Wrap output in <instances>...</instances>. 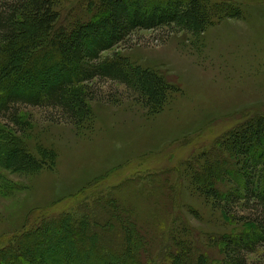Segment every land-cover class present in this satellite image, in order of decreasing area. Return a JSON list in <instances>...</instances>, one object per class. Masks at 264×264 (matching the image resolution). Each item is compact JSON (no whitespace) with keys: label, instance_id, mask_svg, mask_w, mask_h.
<instances>
[{"label":"rangeland","instance_id":"1","mask_svg":"<svg viewBox=\"0 0 264 264\" xmlns=\"http://www.w3.org/2000/svg\"><path fill=\"white\" fill-rule=\"evenodd\" d=\"M88 1L53 3L70 23L87 17L95 6ZM202 2L218 10L203 33L137 31L104 53L118 52L179 84L159 113L150 114L123 85L106 80L93 84L91 114L79 127L53 121L50 109L36 106H19L16 124L0 116V252L93 188L131 208L146 237L140 264H157L176 241L183 243V264L221 260L219 237L242 231L245 225L230 216L246 210L238 205L225 215L226 200L208 197L199 175L216 166L217 189L235 186L222 142L235 125L264 113V0ZM6 62L2 54L0 70ZM15 146L22 159L6 158ZM247 264H264V248L247 255Z\"/></svg>","mask_w":264,"mask_h":264},{"label":"trees","instance_id":"2","mask_svg":"<svg viewBox=\"0 0 264 264\" xmlns=\"http://www.w3.org/2000/svg\"><path fill=\"white\" fill-rule=\"evenodd\" d=\"M88 4L95 6L85 19L65 23L53 0H0V56L7 55L0 70V116L10 115L16 124L19 106H36L50 109L53 121L79 127L90 117L92 88L99 81L123 85L150 114L162 111L181 90L159 70L133 66L118 52L104 53L137 31L203 33L212 24L213 12L202 0ZM222 144L233 164L228 170L235 186L218 190L217 167L210 166L199 175L206 182L203 191L218 203L226 200L225 215L238 205L246 211L230 216L245 228L219 237L222 258L216 264H247V255L264 248V113L235 125ZM8 152L6 158L13 154L22 159L16 146ZM92 190L84 191L80 201L76 195L68 211L39 219L7 243L0 264H140L146 251L139 244L146 237L136 229L131 208L112 193ZM182 245L176 241L157 257V264H183Z\"/></svg>","mask_w":264,"mask_h":264}]
</instances>
